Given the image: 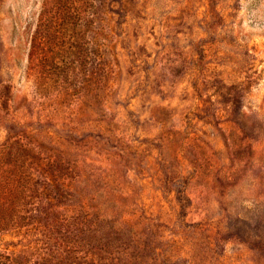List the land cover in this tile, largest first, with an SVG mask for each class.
<instances>
[{"label":"rangeland","instance_id":"374dc122","mask_svg":"<svg viewBox=\"0 0 264 264\" xmlns=\"http://www.w3.org/2000/svg\"><path fill=\"white\" fill-rule=\"evenodd\" d=\"M0 198V264H264V0H0Z\"/></svg>","mask_w":264,"mask_h":264},{"label":"trees","instance_id":"16d2710c","mask_svg":"<svg viewBox=\"0 0 264 264\" xmlns=\"http://www.w3.org/2000/svg\"><path fill=\"white\" fill-rule=\"evenodd\" d=\"M9 203L5 200V198H0V222L3 224H0V228L6 227L7 225L14 227L21 226L23 224L24 218L19 214H10L7 210H10ZM5 221V222H3ZM54 226V223L51 224V226ZM49 232V230H48ZM2 256V255H1ZM7 261L5 264H12V259L8 256H4Z\"/></svg>","mask_w":264,"mask_h":264}]
</instances>
